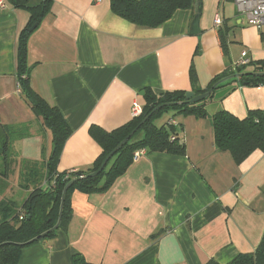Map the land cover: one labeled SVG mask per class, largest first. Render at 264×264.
Segmentation results:
<instances>
[{
  "label": "crops",
  "instance_id": "obj_1",
  "mask_svg": "<svg viewBox=\"0 0 264 264\" xmlns=\"http://www.w3.org/2000/svg\"><path fill=\"white\" fill-rule=\"evenodd\" d=\"M199 1V32L191 34L195 4L158 27L140 28L114 15L108 0H54L27 40V61L31 88L71 130L58 172L90 169L102 150L89 128L112 132L126 125L133 105H145V93L192 92L191 68L205 91L243 51L250 63L264 62V27L249 26L234 0ZM0 2V125L14 129L7 160L45 163L51 133L17 91L18 37L29 14ZM246 66L244 72L255 69ZM205 110L206 118L166 119L179 127L183 156L146 152L106 191L72 192L67 229L25 247L18 264H72L75 255L89 264H227L253 253L264 233V152L255 150L236 164L229 152L215 149L210 117L264 113V86L219 88ZM2 135L0 129L4 141ZM19 171L11 170L0 200L21 205L26 199Z\"/></svg>",
  "mask_w": 264,
  "mask_h": 264
},
{
  "label": "trees",
  "instance_id": "obj_2",
  "mask_svg": "<svg viewBox=\"0 0 264 264\" xmlns=\"http://www.w3.org/2000/svg\"><path fill=\"white\" fill-rule=\"evenodd\" d=\"M111 12L119 18L140 28H155L167 21L179 9L194 10L196 0H108ZM15 9L26 10L29 20L18 37L16 74L20 93L29 105L32 113L41 120L42 126L49 130L52 139V151L45 163L7 160L10 148L7 139L13 127L0 125L4 141L0 145V192L5 190L6 180L15 169H20L18 185L28 191L21 205L12 200H0V264H18L21 251L38 241L52 239L58 230L65 231L71 218L70 197L72 192L85 194L106 191L112 183L126 172L132 163L137 150L148 153H165L183 156L185 147L178 138V126L171 120L162 126H156V118L163 113L171 112L175 116L208 117L205 104L211 99L215 90L228 86H264V62L249 63L255 69L244 72L247 66L229 68L215 77L208 90L216 85L211 94L196 104L186 100L187 92H165L159 95L145 93V105L141 115L133 118L126 125L112 131L104 132L100 128L90 127L89 135L99 144L101 153L93 166L88 170L58 172L57 162L64 142L71 130L59 110L47 104L37 95L30 85L32 66L27 61V40L41 20L49 13L54 0H7ZM222 53L226 54L225 36L219 32ZM191 93L200 95L197 76L193 68L190 70ZM234 88H231L233 90ZM230 90V91H231ZM166 105L152 112L156 107ZM217 151L229 152L236 164L243 162L252 152H264V113L259 110L249 111L245 118L239 119L226 111H219L210 117ZM138 127V128H137ZM135 128L137 130L112 155L104 169L95 176H89L99 169L107 155ZM181 130V129H180ZM19 133V132H18ZM21 133V132H20ZM19 133V134H20ZM26 133L23 132V135ZM72 182L62 196L64 187ZM62 205H61V201ZM59 226L53 230L58 222ZM36 239V240H35ZM72 264H89L75 255ZM205 264H218L209 260ZM227 264H264V233L255 251L251 254L237 255Z\"/></svg>",
  "mask_w": 264,
  "mask_h": 264
},
{
  "label": "built area",
  "instance_id": "obj_3",
  "mask_svg": "<svg viewBox=\"0 0 264 264\" xmlns=\"http://www.w3.org/2000/svg\"><path fill=\"white\" fill-rule=\"evenodd\" d=\"M95 3H100L101 0H93ZM237 3L238 11L243 13L245 16L246 22L249 26L254 27L257 30H260L264 27V0H234ZM0 7H3V4L0 2ZM214 25H220V20L216 18L214 20ZM250 63L249 58L247 57V52L243 51L240 54V58L235 66H246ZM17 91L20 92L19 86L17 84ZM132 118H136L141 115L142 109L134 104L132 107ZM145 154V150H137L134 152L132 161H137L141 156Z\"/></svg>",
  "mask_w": 264,
  "mask_h": 264
},
{
  "label": "water",
  "instance_id": "obj_4",
  "mask_svg": "<svg viewBox=\"0 0 264 264\" xmlns=\"http://www.w3.org/2000/svg\"><path fill=\"white\" fill-rule=\"evenodd\" d=\"M200 11H201V4L200 1L198 0L195 4V16L191 22V26H190V33L191 34H197L199 32V16H200ZM35 28V26L32 27V29ZM264 74V73H263ZM216 85H213L208 91H206L203 94L200 95H194L191 92H187L185 97L188 103L190 104H196L201 102L202 100H204L206 97H208L211 92L214 90ZM163 106L166 105H160L158 107H156V109L162 108ZM155 109V110H156ZM154 110V111H155ZM138 128V127H137ZM137 128H135L125 139H123L108 155L107 157L104 159L103 163L101 164V166L99 167V169L93 173H90L89 176H95L98 175L105 167V165L107 164V162L109 161V159L112 157V155L130 138V136L137 130ZM72 182H69L63 189L62 192V196H64V194L66 193L67 189L69 187H71ZM63 200L61 201V205H62ZM60 216H61V208H60V214H59V219L58 222L56 223V225L54 226L53 230L56 229L59 226V222H60ZM36 240V239H35Z\"/></svg>",
  "mask_w": 264,
  "mask_h": 264
},
{
  "label": "rangeland",
  "instance_id": "obj_5",
  "mask_svg": "<svg viewBox=\"0 0 264 264\" xmlns=\"http://www.w3.org/2000/svg\"><path fill=\"white\" fill-rule=\"evenodd\" d=\"M156 109V108H155ZM154 109V110H155ZM152 111V112H155L156 110H158V109H156L155 111ZM175 116L174 114H172L171 112H167V113H163V114H161L159 117H157L156 118V121H155V123L156 124H159L160 126H162V124H160L161 122H164V125L166 124L165 122H166V119L168 118V117H170V116ZM20 129V128H19ZM20 130H23V131H26L24 128H22V129H20ZM1 138H0V145L2 144L1 143ZM145 153H146V151H145ZM16 168H18L17 166H16ZM15 170V169H14ZM14 172H17V171H14ZM13 172V173H14ZM10 184L14 187L15 186V184H16V181H15V178H13L12 180H10Z\"/></svg>",
  "mask_w": 264,
  "mask_h": 264
}]
</instances>
